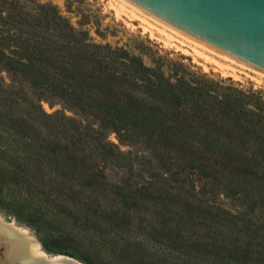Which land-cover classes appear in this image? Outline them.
<instances>
[{
	"label": "trees",
	"instance_id": "16d2710c",
	"mask_svg": "<svg viewBox=\"0 0 264 264\" xmlns=\"http://www.w3.org/2000/svg\"><path fill=\"white\" fill-rule=\"evenodd\" d=\"M86 25L75 27L49 2L0 0V69L63 110L47 114L0 81L1 148L24 153L15 157L18 175L38 164L47 182H76V191L57 188L79 194L64 212L91 232L89 241L130 264H264V98L158 52L147 65L140 53L93 41ZM110 134L145 156L133 159ZM164 182L224 184L219 196L189 203L169 197ZM0 203L52 252L56 229L46 212L34 203ZM138 231L187 261L158 260L129 240L117 244L119 234Z\"/></svg>",
	"mask_w": 264,
	"mask_h": 264
},
{
	"label": "rangeland",
	"instance_id": "374dc122",
	"mask_svg": "<svg viewBox=\"0 0 264 264\" xmlns=\"http://www.w3.org/2000/svg\"><path fill=\"white\" fill-rule=\"evenodd\" d=\"M39 1L56 5L61 13L69 18L75 27H78V23L80 22H88V25L83 28L89 31L88 33L93 41L97 43H108L114 47H123L133 53H140L143 61L147 65L150 64V54L158 52L162 56L183 62L198 74L205 75L209 79L223 81L224 85L232 86L244 92H257L264 98V77L248 70L237 68L234 65L230 66L235 68V73L221 70L217 65L195 55L192 52V48L188 47L186 43H180V41H183L182 38L170 30L164 29L162 25L156 24L153 20L134 11L120 0ZM131 9L135 14L131 13ZM139 18L142 20H139ZM158 28L164 29L170 34L171 39L167 40L165 36L157 31ZM97 30L99 31V35L95 33ZM143 46L150 47L151 51H147ZM196 50L203 52L206 56L221 64L228 65V62L204 50L199 48H196ZM0 81L4 89L18 92L23 98L31 100L36 104L40 103V108L47 114L63 111L55 99L48 98L41 101L36 99L34 91L19 75L11 74L0 69ZM1 96L0 105L4 103ZM0 111H5L2 105L0 106ZM65 114L69 117L80 119L79 115H74L71 112L66 111ZM108 138L111 142L117 144L122 152H129L133 159L135 157L140 158L146 154L144 149L139 145H120L114 134H110ZM3 141L5 143V140L0 138V198L10 203H34L38 211H43L48 214V217L54 224L53 227L56 229V233L48 239L52 252H48L43 248L40 241L41 235L35 233L32 226L22 220L16 219L8 210L7 206L0 203V215L4 220H14L18 225L26 227L40 243L42 250L49 255L63 254L75 259L80 264L85 263L78 259V256H89L95 264H130L120 257L117 258L106 247L89 241L88 238L91 232H86V229L84 230L74 225L66 212H64V207H72L69 202L72 200L76 201L79 198V194L75 195L68 191L61 192L57 188H73L76 191V182H47L49 172L46 171L45 167L38 164L31 165L33 174L29 173L27 177L22 178L20 174L18 175L16 167L19 166V162L15 157L23 156L24 153L21 151L17 153L10 152L8 148H4L3 150L1 148ZM135 163L138 165L136 160ZM107 173L110 174L112 180L118 181L117 177H114L110 171H107ZM164 183L169 197L173 198V196L177 195L181 202L188 201L189 203H198V199L211 200L215 196H219V192L222 190L221 186L224 184L223 182H179L178 185L181 188H173L174 184H176L175 182ZM159 184L160 182H152L153 186H158ZM192 193L194 195H191ZM219 199H222V197ZM151 209L153 210V207ZM180 212L182 211L180 210ZM150 220L151 222L157 223L153 217H150ZM147 238V235L141 234L140 232L134 235L121 233L116 240L117 244L120 245L124 244L126 240L132 241V243H139L141 247L153 251L158 260L164 257L175 263L187 261L183 256H172L170 251L165 250L157 243L149 242ZM195 262L197 263V261ZM19 263L15 257L14 246L11 243L0 245V264Z\"/></svg>",
	"mask_w": 264,
	"mask_h": 264
},
{
	"label": "water",
	"instance_id": "95a60500",
	"mask_svg": "<svg viewBox=\"0 0 264 264\" xmlns=\"http://www.w3.org/2000/svg\"><path fill=\"white\" fill-rule=\"evenodd\" d=\"M206 50L264 77V0H121Z\"/></svg>",
	"mask_w": 264,
	"mask_h": 264
},
{
	"label": "bare ground",
	"instance_id": "6f19581e",
	"mask_svg": "<svg viewBox=\"0 0 264 264\" xmlns=\"http://www.w3.org/2000/svg\"><path fill=\"white\" fill-rule=\"evenodd\" d=\"M122 3H124V2H122ZM130 8H132V7H130ZM132 9H131L132 14H135L134 11L138 12L135 9H133L134 11H132ZM138 13L143 15L144 17H147L146 15H144L140 12H138ZM136 17H138V16H136ZM147 18H149V17H147ZM149 19H151V18H149ZM139 20H142V19L139 18ZM151 20H153V19H151ZM153 21L156 24L162 25V24L156 22L155 20H153ZM163 27H164V29H168L171 32H173L175 35L182 38L183 41H180V43H183V44L186 43V45L188 47L192 48V50H193L192 52H194L195 55L203 58L207 62H211V63L217 65L221 70L231 71L232 73L236 72L235 68L232 67L233 65L235 66V64L224 60L223 58H221V57L215 55L214 53L206 50L205 48H203V46L201 47V46L197 45L196 43H194V42L190 41L189 39L179 35L178 33L172 31L171 29H169L165 26H163ZM164 29L158 28L157 31L160 34H162L163 36H165V38L167 40L171 39L170 34H168ZM196 48L204 50V51L218 57L219 59L228 62V65H224V64L217 62L216 60H213L212 58L206 56L203 52L196 50ZM230 65H232V66H230ZM235 67L245 70L244 68H241L237 65ZM7 243H11L14 246L15 257L20 262L19 264H80L75 259L68 257L66 255H63V254H53V255L47 254L46 252H44L42 250V248L40 247V243L34 238L32 233L30 231H28V229L26 227L18 225L17 223H15L14 220L13 221H6L0 215V245L7 244Z\"/></svg>",
	"mask_w": 264,
	"mask_h": 264
}]
</instances>
